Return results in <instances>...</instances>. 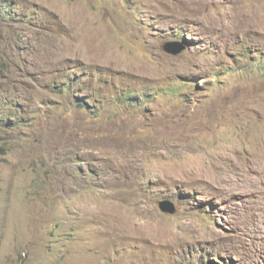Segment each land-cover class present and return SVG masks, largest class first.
<instances>
[{"label":"rangeland","instance_id":"374dc122","mask_svg":"<svg viewBox=\"0 0 264 264\" xmlns=\"http://www.w3.org/2000/svg\"><path fill=\"white\" fill-rule=\"evenodd\" d=\"M0 100V264H264V0H0Z\"/></svg>","mask_w":264,"mask_h":264},{"label":"trees","instance_id":"16d2710c","mask_svg":"<svg viewBox=\"0 0 264 264\" xmlns=\"http://www.w3.org/2000/svg\"><path fill=\"white\" fill-rule=\"evenodd\" d=\"M8 101L0 100V129L6 127L5 129H10L13 127V124L16 122L12 117H15L14 114L9 115L6 111V105ZM6 154V149L3 146H0V157ZM207 264H224L223 262H207Z\"/></svg>","mask_w":264,"mask_h":264},{"label":"water","instance_id":"95a60500","mask_svg":"<svg viewBox=\"0 0 264 264\" xmlns=\"http://www.w3.org/2000/svg\"><path fill=\"white\" fill-rule=\"evenodd\" d=\"M184 49L183 46L176 45L175 43L172 42H166L162 45V50L168 54L171 55H177L179 54L182 50ZM158 207L160 211L168 214H174L175 210L171 206V204L166 203V202H159Z\"/></svg>","mask_w":264,"mask_h":264}]
</instances>
